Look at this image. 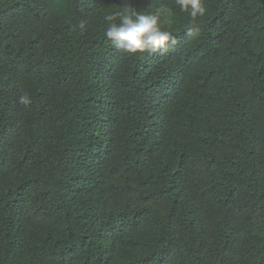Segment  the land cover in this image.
Returning a JSON list of instances; mask_svg holds the SVG:
<instances>
[{"label": "trees", "instance_id": "trees-1", "mask_svg": "<svg viewBox=\"0 0 264 264\" xmlns=\"http://www.w3.org/2000/svg\"><path fill=\"white\" fill-rule=\"evenodd\" d=\"M203 3L0 0V264H264V0ZM129 6L175 46L117 50Z\"/></svg>", "mask_w": 264, "mask_h": 264}, {"label": "clouds", "instance_id": "clouds-1", "mask_svg": "<svg viewBox=\"0 0 264 264\" xmlns=\"http://www.w3.org/2000/svg\"><path fill=\"white\" fill-rule=\"evenodd\" d=\"M180 11L187 12L191 18L186 28L188 35L195 31L196 18L206 13L203 0H175ZM171 14L170 9L158 8L154 12L141 13L133 7H127L122 12H114L104 16L107 24L105 37L117 49L126 54L147 53L149 55H164L176 44L175 37L166 30V17ZM81 31L86 28V22L80 21ZM24 105L30 103L26 95L19 98Z\"/></svg>", "mask_w": 264, "mask_h": 264}]
</instances>
